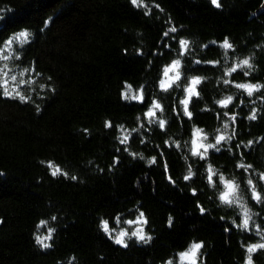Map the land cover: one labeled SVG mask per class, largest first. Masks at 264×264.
I'll list each match as a JSON object with an SVG mask.
<instances>
[{"label": "trees", "instance_id": "obj_1", "mask_svg": "<svg viewBox=\"0 0 264 264\" xmlns=\"http://www.w3.org/2000/svg\"><path fill=\"white\" fill-rule=\"evenodd\" d=\"M218 4L0 0V264H264V248L248 252L264 244V0ZM21 31L28 42L4 43ZM179 39L185 82L164 91ZM243 59L250 68L225 74ZM193 76L189 118L179 101ZM237 84L260 87L249 96ZM197 130L230 139L200 159ZM219 175L238 185L233 204L218 198ZM129 220H141L137 236ZM193 244L189 262L180 254Z\"/></svg>", "mask_w": 264, "mask_h": 264}, {"label": "snow or ice", "instance_id": "obj_2", "mask_svg": "<svg viewBox=\"0 0 264 264\" xmlns=\"http://www.w3.org/2000/svg\"><path fill=\"white\" fill-rule=\"evenodd\" d=\"M131 2L136 5L137 4V0H131ZM211 2L216 5L217 7H219L218 4V0H211ZM46 26H47V22H46ZM2 25H0V29H2ZM171 32H175L176 29L172 28L170 29ZM31 35V33L27 32V31H21L19 33H17L15 36L11 37L10 39H7L4 43H6V45L11 46L14 42L19 41L21 43H26L28 42V37ZM165 36H168V33H164ZM179 44V48L180 50L178 51V57L174 60L171 61V63L166 66L163 70V78L160 80V87L162 90L167 91L169 88L172 87V85L174 83H176L177 81H180L181 83H184L185 81L182 80V75H181V59L179 58L180 56H184L186 54H188L189 52V47H188V41L184 40V39H179L178 41ZM222 47L226 48V49H231L232 45L228 43L227 40L224 41ZM17 59H19V57H17ZM196 63H200V61H196ZM247 66L248 68L251 67V64L249 63V59H243L239 62V64L236 67H232L230 68L225 74L226 75H230L232 72H235L237 70V67H244ZM7 67V65L5 66ZM25 71H27L25 69ZM171 73V75H170ZM245 75H247V73H244ZM5 75H7V73H5ZM12 80H15L16 77L15 75H13L11 77ZM202 82V78L201 77H196L193 76L191 78H187V84L186 87H184L183 91L184 93H186L185 98L180 100L179 103L181 105H183V114L188 116L189 118H191V112L188 111V104L190 99L192 98V96H199V92L197 91V85H199ZM224 83H229V81H224ZM180 85L178 84L177 87H179ZM237 88L240 89H244L247 91V94L249 96L252 95L253 90H257L259 89V85H251V84H237L236 85ZM5 94H7V92H5ZM143 97L141 96L140 99H142ZM21 99H24V97H21ZM233 101V97L228 96L225 97L223 99L217 100L216 103L218 105H220L221 107H227L228 104H230ZM153 109H161V106L156 103L155 101L153 102ZM153 109H150L145 115L149 118L155 119V111ZM162 110V109H161ZM225 115H227V113H225ZM255 115H252L249 117V119H255ZM233 119H235L233 117ZM156 123H158L159 127L161 129L164 128L165 126V121L162 119L156 120ZM110 126V125H109ZM228 125H224L225 128H227ZM199 133H202V130H197ZM199 139L201 140V143L197 144V141L195 139H193L190 143L194 146L191 149V155L193 156H198L200 159H206V154L208 153L209 149H213L215 151H220V148L218 147L222 141L226 140V139H230V137H225L224 135H216L215 136V142L214 143H205L204 141L208 140L207 135H200ZM123 142V141H122ZM251 143V142H249ZM177 147H180V145H177ZM155 162V158H153L151 161H149V163H154ZM167 167V166H166ZM238 167H244L243 164L238 165ZM251 167V166H248ZM57 171H59L58 169L56 171H53V175L57 174ZM208 181L209 183L215 187L216 182L213 180V176H216V172H214V170L212 169L211 165L208 166ZM194 175V173L191 170V166H189L188 168V173L186 175L183 176V179L185 181H188L192 178V176ZM262 179H264V176L261 177ZM74 179V177H73ZM169 179L171 180V177H169ZM218 180L219 182L223 185V189L220 191L219 194V200L221 203L224 204H233L235 202L236 199V190L238 188V185H236L232 180H225L223 175H219L218 176ZM248 185L250 186V190L252 192V198L260 201L261 200V196L260 193H258L256 191L255 185L253 184V181L251 179L248 180ZM193 194H195V191H193ZM200 211L203 213L205 211V209L203 207L200 208ZM143 213H140V217L143 218ZM53 219H55V217H53ZM117 222H119V218H117ZM140 222L139 220L137 221H126V223L128 224H132V223H137ZM146 223V221H144ZM171 223V220L169 221ZM46 221H41V224H46ZM101 227L103 228V230L107 233L109 231V225H108V221L106 220H102L101 221ZM242 227L247 229L249 227V220L247 218V210L245 211V219L242 221ZM127 235V233L125 232H121L120 233V237L121 238H117L116 239V243L117 244H123V239L122 237ZM133 236H137L138 233L137 232H133L132 233ZM139 239H144L143 235H139ZM38 243L41 242L38 238ZM44 247H48V245H44ZM201 245L200 244H193L190 251L191 250H195L200 248ZM257 247H261L264 248V244H260V245H252L248 248V252L251 253L252 251H254ZM185 255H187V253H181L180 256L183 258ZM250 257H249V261H250ZM168 264H171V261L168 262Z\"/></svg>", "mask_w": 264, "mask_h": 264}, {"label": "rangeland", "instance_id": "obj_3", "mask_svg": "<svg viewBox=\"0 0 264 264\" xmlns=\"http://www.w3.org/2000/svg\"><path fill=\"white\" fill-rule=\"evenodd\" d=\"M171 75V73H170ZM159 104V103H158ZM160 105V104H159ZM155 111V109H154ZM200 135H206L204 132L202 133H199L198 131H196L194 133V136H193V139H195L197 141V144L201 143V140L199 139V136ZM208 137V136H207ZM192 139V140H193ZM205 143H210L209 140L207 141H204ZM194 147V146H193ZM140 222H137V223H132V224H129V225H134L136 228L134 229L137 233H141V228L139 229L138 227L141 225V220H139ZM187 255H185L183 258L188 260L189 262H195L196 261V257H197V249L195 250H189L187 252Z\"/></svg>", "mask_w": 264, "mask_h": 264}]
</instances>
